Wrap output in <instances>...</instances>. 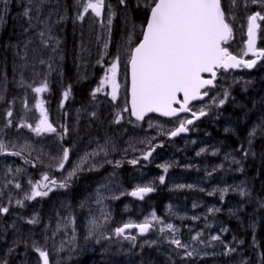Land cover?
Segmentation results:
<instances>
[{
	"label": "trees",
	"instance_id": "16d2710c",
	"mask_svg": "<svg viewBox=\"0 0 264 264\" xmlns=\"http://www.w3.org/2000/svg\"><path fill=\"white\" fill-rule=\"evenodd\" d=\"M138 2L140 0H126V4L122 5L119 0H105L101 17L89 12L82 21L77 19L82 12L77 0H7L6 6L0 3V134L9 120L18 116L23 98L43 81L47 80L53 90L62 86L70 87L75 99L90 100L99 83L101 67H104L102 61L111 59L120 50L126 49L129 54L131 47L141 39L140 32L146 25L148 13L144 7H137ZM242 2L243 0H235L233 4L232 0H222L235 36L238 35L235 26L236 13L243 9L254 14L257 9L256 6L246 7ZM108 5L111 6L110 9ZM26 8L30 10L28 17L24 16ZM109 12L114 14L110 32L107 25ZM41 32H44L43 37L40 36ZM129 36L133 38L131 45L128 43ZM120 39L122 40L119 41ZM122 41L127 44L124 48L119 46ZM105 42L107 48L104 47ZM80 51L84 53L87 61L78 68ZM227 93L226 99L223 94L221 97L225 99L224 106L210 113V119L207 120L209 123H202L199 136L203 131L215 132L209 137L212 140L208 138L206 142L217 144L222 154L235 157L233 164L227 160L225 165L226 173L234 174L233 177L227 174L230 186L246 183V188L243 190L240 186L238 190L228 191L221 199V195L212 197L205 194L200 187L195 190L172 191L168 182H158L155 190L144 199L126 196L111 200L115 214L108 222L110 230L114 232L116 228L123 226L121 223L126 218L140 219L150 210L166 217L167 209L172 212L168 206L171 202H186L193 212H202V217L199 222L187 220L183 223H197L202 226L203 222L211 221V232L215 229L220 241L208 239L194 256L183 259L176 256L174 260H170L160 253L163 245L160 248H150L140 245V242L134 244V240H139L136 235L134 240L126 239L132 235L129 231L119 236L122 240L120 244L116 243V237L111 238L115 241L112 247L110 241L104 243L102 240L90 238L87 234V213L82 208L84 202L79 201V195L90 186L89 181L92 178L107 171L108 168H104L98 173H80L69 182L65 192L70 194L72 203L67 213L58 211L57 202L51 197L52 202L42 207L39 211L41 213L33 218L38 222L31 224L32 245L48 251L52 264H153L157 258L160 264H264V65L260 70L257 69L238 80L227 89ZM95 97L99 100L102 98L98 93ZM9 111L12 112L11 117L7 116ZM83 115L86 114L75 117ZM92 118L91 116L86 123L95 125L96 121ZM230 122H233V126ZM84 131L77 130L78 133ZM196 143L202 145L199 140ZM217 159L223 161L221 156ZM229 165H232L231 171ZM119 167L117 175L122 179L123 187L130 188L134 179H130L128 174L136 175V170H132L127 164H120ZM124 170L128 173L123 174ZM178 171L173 169V172ZM180 171L204 175L196 166L182 167ZM214 181L216 180L213 175L211 179L200 180L199 186L204 183L208 187ZM241 190L246 194L241 195ZM197 198L203 202L204 207L198 206L196 202L194 207L190 206ZM211 206L219 211L209 212L208 208ZM64 216L72 219L73 228L65 225ZM16 224L14 221L8 226L14 229ZM58 224L61 225L59 229ZM2 225L4 224L0 227ZM10 228H6V232L0 230L1 239L8 235ZM54 228L55 235H51ZM39 229L49 237V242L42 246L37 233ZM7 242L4 239L1 248H5ZM137 245L143 250L144 255L141 257L132 254L134 250H138ZM128 246L132 249H128ZM227 248L235 250L225 254ZM99 250L104 252L100 253ZM18 254L19 249L14 247L6 259V264H17L20 259Z\"/></svg>",
	"mask_w": 264,
	"mask_h": 264
},
{
	"label": "rangeland",
	"instance_id": "374dc122",
	"mask_svg": "<svg viewBox=\"0 0 264 264\" xmlns=\"http://www.w3.org/2000/svg\"><path fill=\"white\" fill-rule=\"evenodd\" d=\"M242 3L246 7L256 6V12L259 11L264 14V3L254 4L252 0H243ZM250 15L252 14L248 11L245 12L243 9L236 13L235 19L237 20L235 26L238 35L236 34L235 39H233L229 45L231 49L233 48L237 54H241L242 56L245 52L244 43L248 27V17ZM260 23L259 46L261 49H264V21H260ZM121 40L122 39L119 41ZM123 43L122 41L119 44L122 48L127 46V44ZM117 56H119V63L116 81L120 86L116 100V104L118 103V114L120 115L118 123L116 122V115L109 116L110 112H117L115 107L116 104L111 107L109 103H104V111H101V116L99 118H92L93 121H96L95 125L86 123V121L91 118V116L88 115H83L82 117H68L69 102L63 98V93L68 90V88L62 86L58 87L57 90H53L46 80L49 90L41 94H36L31 90L29 95L23 98L18 116L9 120L0 134V142L6 145L5 151L0 152V207H7L9 210L7 213H0V225L4 224L0 227V230L6 232V228H10L8 226L9 224L14 221L15 223L17 222L14 229H9L8 235H5L2 239L0 238V248L4 244V239L8 241L5 248L0 249V264H5L13 248L18 246L21 242L22 247L26 245V252L23 254V252L19 251L18 257L20 259L17 264H42L38 253L35 251L36 248L30 242L33 236V230L31 223H28V221L36 218L38 214L41 213L39 212L40 209L48 202H52V198L57 202L56 209L67 213L70 209L72 198L70 194L65 192L66 188H59L49 184V187L53 190L49 192L47 197L25 200V195L31 192L32 184L30 181L33 183L41 181L44 175H48L50 179L54 180L57 178V182L58 180L60 182L64 181L68 172L72 171L86 154L93 152L99 153L95 156H88L87 163L83 165V170L80 172L84 173L87 170L102 171L108 166L107 171L92 178L89 181L90 186H88L82 195H79V201L84 202L82 208L87 213V234L90 238H95L96 241L102 240L104 243L110 241L111 247L116 240L118 241L116 242L117 244H120L122 241L119 238L120 235H116L115 233L117 228L113 232L108 226V222L112 220L115 214L114 203L111 202V200H115L123 193H127L128 191H125L127 189L132 190L131 187L124 188L121 181L122 179L117 175L120 164H118V166H114V164H116L119 159L122 161H125L127 158L138 160V163L135 164L136 166H133V164L129 162L122 163L129 165L132 170H136V175H134V173L128 174L130 179H137V181L133 180L131 185L133 186L135 184L133 186L135 187L134 189L138 186H150L155 190L158 182H160V176H164L163 183L168 182L169 189L172 191H177V189L195 190L200 187L201 189L203 188L205 194L212 197L221 195L224 188H228V191L238 190L240 186L243 187V190L246 188V183L232 184V186H230L231 184L227 174H231L232 177L234 174L226 173L225 165L227 160L231 161L233 164L235 162V157L234 155H229L228 157L226 154H222L217 144L209 149L204 144L199 145L196 143V140L201 142L204 139L203 137L192 136V138H189L190 136H183V138H186L183 139L182 144H175L174 140L170 139L169 133L178 128L181 121H186V118L180 121L175 120L173 123H166L160 118L150 117L146 121L142 123L138 122L137 124L134 120L132 122V120L128 118L130 115L129 110L124 111V109L127 108L128 99V50H120V52L115 53L111 59L108 58L106 61H102L104 67H101L102 72L97 87L100 85V80L105 76L107 70L111 67V64ZM85 61H87V58L84 53L80 51V59L77 63V67L80 68L81 63ZM263 65L264 63L261 66ZM261 66L258 70L261 69ZM108 74L110 75V73ZM238 80H240V78H229L224 74L216 89L212 90V93L210 92L208 100L199 103L204 104L207 102V106H201L204 111L208 110L212 112L224 106L219 104V100L224 93L227 92V89L237 83ZM40 84L35 87L40 86ZM99 93L107 94L111 97V85L106 84ZM38 100L44 101V108L47 111L49 122L56 128V132L37 135L31 128L22 126L32 125L35 127L38 123L40 111L35 108V104ZM106 101L109 100L106 99ZM62 104L63 106H61ZM89 107L88 101L83 100L77 101L74 106L76 111H78V109L83 111ZM100 110V108H97L96 111L98 112ZM74 113L75 111L73 114ZM206 123H209V121H206ZM86 124L87 126H85ZM120 124L124 126L122 130L120 127H117ZM230 124L233 126V122H230ZM125 127H127L126 130ZM65 129L67 130L66 132ZM199 129L200 127L193 126L190 128V133L198 132ZM77 130L85 131L84 133H78ZM69 132H75V134L72 135L75 137H70ZM214 133L213 130L209 131V133L203 131L206 140L210 136H213ZM77 134H79V136H77ZM59 140L70 141L69 146L71 154L68 161L65 162L63 169H59V167L54 165L57 160L60 161L63 150L65 149V147L58 145ZM168 140H170L169 145L161 147V145L166 144ZM210 140H212V138ZM63 145L65 146L64 143ZM101 148L106 149L107 154L100 151ZM152 148L155 149L154 152H152V155L147 160H144L143 155ZM202 149L203 151H201ZM16 152H19L20 155H12V153ZM117 153H120V155H117ZM205 155H208V157H205ZM219 156H221L223 161L217 159ZM198 157H200V161H198ZM163 165H169L167 172L164 171ZM189 166H196L197 169L203 171L204 175L198 176L194 173L181 171L173 172L175 167L187 168ZM229 169L230 171L232 170V165H229ZM59 173H61V175H59ZM124 173L127 174L128 171L124 170L123 174ZM213 175L216 181L211 185L205 187V184L202 183V187L199 186L200 180L211 179ZM76 177L77 175L73 177L71 181ZM9 183L12 187H10ZM44 183L48 182L44 181ZM16 184H19L20 187L17 188ZM17 200L23 201V206L17 204ZM86 201L88 203H86ZM126 202L128 201H125V203ZM195 202L198 206H202L203 204V202L197 198L190 206L194 207ZM168 206L172 209V212L170 209H167L168 215L166 217H161L158 213L150 210L144 213L140 219L126 218L124 223H121L122 225L126 223H144L145 220H149L152 222V227L144 237H139L137 232H133L132 235H125H129L128 237H135L134 235L138 236L139 240H134L136 243L134 241L131 242H134V244L140 242V245L145 247L160 248V246L163 245V248L160 249V253L163 257L166 255L167 259L169 258L170 260H174L176 256L182 259L187 258L188 256L186 253L188 251H192V256H194L199 252V248L203 246L206 240L216 235L215 229L211 232V221L206 223L203 222L202 226H199L197 223L185 225L183 222L187 220L199 222L202 217V212H193L186 202L185 204L182 202H171ZM218 206L219 205H217V208ZM202 207H204V205ZM217 208L211 206V208H208V211L212 212L210 210L214 211ZM153 215H155L156 220L152 219ZM64 220L66 221V226L69 225L71 228L74 227V223L70 217L64 216ZM92 221H95L98 227L93 229L90 235L89 229ZM168 224L173 225V230L167 228ZM57 228H61V225L58 224ZM162 228L164 229L163 232L160 231ZM38 231L37 233L40 235V245L42 246L46 242H49L47 234L42 229ZM55 231L56 228H54V231L50 232V234L55 235ZM1 235L2 234H0V236ZM69 235L71 236V234ZM113 237H116L115 241L111 240ZM67 239H69V237ZM173 239H179L182 244L188 247H176V245L171 243ZM51 240L55 243L53 238H51ZM137 247L139 246L137 245ZM128 249H132L131 246H128ZM142 251L143 250L139 247L138 250H134L132 254H137V256L140 255L141 257V255H144ZM99 252L103 253L104 251L99 250ZM157 259L159 260V258ZM158 260L155 259L153 264H160ZM50 264H52V262H50Z\"/></svg>",
	"mask_w": 264,
	"mask_h": 264
},
{
	"label": "snow or ice",
	"instance_id": "6c2138e0",
	"mask_svg": "<svg viewBox=\"0 0 264 264\" xmlns=\"http://www.w3.org/2000/svg\"><path fill=\"white\" fill-rule=\"evenodd\" d=\"M31 2V0H29ZM123 5L126 0H119ZM0 3L7 5V0H0ZM82 7V12L77 16L78 20H83L85 14L91 12L96 17H101L105 9V0H77ZM235 4V0H232ZM252 3H264V0H252ZM137 7H144L147 10L146 25L143 26L138 43L131 47L129 52L128 64L131 66V114L137 120H143L147 113L157 112L164 116H176L179 112H188L190 101L207 96V91L202 92L206 86L213 85V79H203L202 73H211L215 78L214 69H236L247 68L252 69L256 66L257 61L264 58V49L256 48V32L260 28L257 21H264V14L255 12L248 17V42L247 51L251 52L256 59L244 60L233 55L228 47H225L232 38L233 29L227 18L226 12L222 7V0H140ZM110 9L111 6L108 5ZM29 9H25L24 16H29ZM109 12L107 16V25L112 24V16ZM2 18V17H0ZM44 36V32L40 33ZM51 39V37H49ZM128 43H133L132 36H129ZM107 42L104 47L107 48ZM43 63V61H41ZM119 56H117L111 67L107 70L105 76L100 80V85L92 93L93 97L103 90L106 84L111 85V98L113 101L117 99L119 84L116 81ZM110 73V75L108 74ZM33 92L41 94L49 90L47 81H43L40 86L34 87ZM71 92L69 87L63 93L64 100H67ZM183 94V102L177 100V94ZM225 99L228 93H224ZM225 99H220L219 104L223 105ZM174 103H180V107H173ZM63 106V104L61 105ZM35 108L40 111V119L35 127L32 125H22L31 128L37 135L42 133H54L56 128L49 122L48 114L44 108V101L38 100ZM124 111H128L127 108ZM93 115H95L93 113ZM193 117L199 118L206 115L203 108L199 113H192ZM7 116L11 117L12 112L9 111ZM117 123L119 122V114L117 115ZM193 120L189 119L181 121L178 128L171 131L170 136H177L180 133L187 132V125H191ZM67 130L65 129V132ZM6 145L0 142V152H4ZM155 149L152 148L143 155V159L147 160ZM100 151L106 153V149L101 148ZM203 151V149L201 150ZM68 148L63 150L58 167L63 169L65 162L69 159ZM99 153L93 152L86 154L72 171L68 172L63 182L57 183L56 180L50 179L48 175H44L41 181L31 182L32 188L30 194L25 195V200H33L37 197H47L53 189L49 184L59 187H69V182L78 172L83 170V165L87 163L88 156H95ZM12 155H20L19 152ZM199 155V153H198ZM129 163L135 165L138 160L133 159ZM164 171L167 172L169 165H163ZM160 182H164V176H160ZM47 181L48 183H44ZM19 188L20 185L16 184ZM46 189V190H41ZM154 191L150 186L137 187L130 195L144 199V196ZM228 192V188L222 190L223 194ZM246 193L241 190V195ZM17 204L23 206V201L17 200ZM7 207H0V213H7ZM213 211V210H210ZM219 211V209H215ZM153 220H156L153 215ZM35 219L29 220L28 223L35 224ZM95 221L91 222L89 234L97 228ZM152 227V222L145 220L142 224L127 223L115 230L116 235H123L126 229L138 228L140 233H146ZM167 228L173 230V225L168 224ZM161 232L164 229H160ZM135 239V237H126ZM214 241H220V236L216 235L211 238ZM178 248H187V245L181 243L179 239L171 241ZM235 249L227 248L225 254ZM35 251L38 253L42 264H50L49 254L47 251L37 247ZM188 257L193 255L192 251L186 253ZM6 264V262H5Z\"/></svg>",
	"mask_w": 264,
	"mask_h": 264
},
{
	"label": "flooded vegetation",
	"instance_id": "af4514ba",
	"mask_svg": "<svg viewBox=\"0 0 264 264\" xmlns=\"http://www.w3.org/2000/svg\"><path fill=\"white\" fill-rule=\"evenodd\" d=\"M260 47V46H259ZM244 48H245V52L247 51V47H246V43H244ZM261 48V47H260ZM232 50H233V48H232ZM238 56H240L241 58H243V59H246V60H249V59H251L252 57H250V55H249V53L247 54V55H238ZM224 72H221V74H223ZM251 73V71L250 70H248V69H245V70H243L242 72H239V73H234V72H232V73H229V74H226V76H228L229 78H242V77H244V76H246L247 74H250ZM127 78H128V87H127V94L129 95V70H128V72H127ZM212 93V92H211ZM101 96H102V98H101V100H99L100 102H101V104H102V107H103V105H104V103H109L110 105H111V107L114 105V104H116V100L115 101H113L112 100V98L109 96V95H107V94H100ZM73 99H75V98H73V96H72V94H71V92H70V95H69V97H68V99H67V101L68 102H72V100ZM106 99H108L109 101H106ZM77 100V99H76ZM78 101H82V100H78ZM128 101H129V99H127V108H128ZM202 105H206L207 106V102L206 103H204V104H194L193 106H191V111L192 112H196L197 114L199 113V110L202 108L201 106ZM115 107H116V111L117 112H115V111H112V112H110V115L109 116H111V115H116L117 116V114H118V103L115 105ZM201 107V108H200ZM101 111H104V107H103V110L101 109ZM206 113H207V115L205 116V118H203V119H201V120H199V121H197V122H195L192 126H190V128H192L193 126H196V127H201L202 126V123L204 122V123H206V121L210 118V111H208V110H206L205 111ZM73 115V112L71 111V109H70V116L69 117H71ZM119 117H120V115H119ZM154 117V116H153ZM128 118L130 119V120H132V122H133V119L130 117V115L128 116ZM184 118H186L187 120H189V119H193L194 117H193V115L192 114H187V115H183L182 117H180V118H177V119H173V120H165V119H163V121H165L166 123H173V122H175V120L176 121H180L181 119H184ZM134 122H136V124L138 123L137 121H134ZM179 126V125H178ZM117 127H120V129L122 130V128L124 127L122 124H120V125H118ZM126 128L127 127H125V130H126ZM190 130V129H189ZM73 134H75V132H69V136L70 137H75V136H72ZM77 136H79V134H77ZM183 136L184 135H182V136H180V137H178V138H176V139H174V143L176 144V143H178V144H182L183 142V139H185V138H183ZM186 136H190L189 138H192V136H195V137H203L204 139L201 141L202 142V144H204L207 148H211L212 146H214V145H211V144H209V142L207 141L206 142V137H205V135L204 134H202V135H200L199 136V131L198 132H193V133H190L189 132V134L188 135H186ZM204 141V142H203ZM169 142H170V140H168L167 141V143L166 144H163V145H161V147H164V146H166V145H169ZM63 143L65 144V146L63 145ZM68 146H67V145ZM69 144H70V141H66V140H59V146H63V147H65V148H68L69 150H70V146H69ZM209 149H208V151H209ZM154 152V151H153ZM70 154H71V151L69 152V157H70ZM117 155H120V153H117ZM205 157H208V155H205ZM129 161H131V159L130 158H127L125 161H122L121 159H119L118 161H117V163L116 164H114V165H117L118 166V164H122L123 162H129ZM198 161H200V157H198ZM58 164H59V160H57L56 161V163L54 164L56 167H58ZM133 166H136V165H133ZM174 169H176V170H181L182 169V167H180V168H178V167H175ZM86 172H95V173H98V170H91V171H89V170H87ZM81 173V172H80ZM100 175V174H99ZM134 180H136L137 181V179H134ZM57 183H60V181L58 180V182ZM135 185V184H134ZM133 185V186H134ZM133 186H131V188H132V190H130V189H128L127 191V193H125L124 195H120V198L122 197V196H130V197H133V196H131L130 195V193L133 191V190H135L134 188L135 187H133ZM145 197V196H144ZM135 198H138V197H135ZM139 199V198H138ZM16 249H19V251H21V252H23V254L26 252V245H23V247H22V242L18 245V246H16ZM20 249H22V250H20ZM22 254V255H23ZM22 255H21V257H22ZM22 259H23V257H22Z\"/></svg>",
	"mask_w": 264,
	"mask_h": 264
},
{
	"label": "water",
	"instance_id": "95a60500",
	"mask_svg": "<svg viewBox=\"0 0 264 264\" xmlns=\"http://www.w3.org/2000/svg\"><path fill=\"white\" fill-rule=\"evenodd\" d=\"M222 7H223V5H222ZM257 23L260 24L259 21H257ZM260 29H261V24H260V28H259V29L257 30V32H256V48H257V50H260V49L258 48V45H259V30H260ZM247 42H248V31H247L246 45H247ZM224 46H225V45H224ZM229 51H230V50H229ZM249 54H250V56L252 57V59H256V57L253 56V54H252L251 52H249ZM233 55H235V54H233ZM236 56H237V55H236ZM237 57L240 58L239 56H237ZM241 59H242V58H241ZM263 60H264V58H261L260 60H258L256 66L253 67L252 69H249V70H254V69H256L257 66H258ZM242 70H244L243 67H241V68H236V69H227V70L222 69V68H216V69H214V71L216 72V76H215V78L212 77V74H211V73H202L201 75H202V78H203V79H213V85H211V86H206V88H205V89H202L201 91H202V92L207 91V93H208L209 90L214 89V88L216 87L217 82H218V79H219V76H220V72H221V71H225V72H231V71H233V72H240V71H242ZM208 96H209V93H208L207 96H203L202 98H199V99H196V100H192V101H190L188 107L190 108L193 104L201 103V102L206 101V100L208 99ZM177 100H178L180 103L183 102V94H182V93H178V94H177ZM180 103H174V104H173V107L179 108V107H180ZM129 108H130V114H131V66H130V64H129ZM192 113H193L192 111H188V112H179L176 116L168 117V116H164V115H162L161 113L151 112V113H147V114L145 115V117H144L143 120H137L136 117L133 116L132 114H131V117H132L134 120L138 121V122H143V121H145V120H146L148 117H150V116H156V117H160V118H163V119H175V118H178V117H180V116H182V115H185V114H192ZM205 116H206V115H204V116H200L198 119H197V118H194L193 122H196V121H198V120L204 118ZM188 126H190V125H187V127H188ZM187 134H189V130H188L187 132L180 133L179 135H177V136H175V137L171 136L170 138H171V139H176V138L180 137L181 135H187ZM148 194H149V193H148ZM148 194H147V195H148ZM135 230L138 231V233H139V235H140L141 237H144V236L146 235V233H147V232H146V233H140L138 228H130V229H126L125 231H135Z\"/></svg>",
	"mask_w": 264,
	"mask_h": 264
}]
</instances>
